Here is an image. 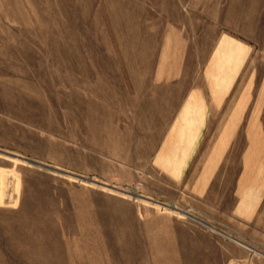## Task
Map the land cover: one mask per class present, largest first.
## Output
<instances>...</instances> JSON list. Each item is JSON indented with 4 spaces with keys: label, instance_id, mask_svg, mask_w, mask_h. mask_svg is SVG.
I'll return each instance as SVG.
<instances>
[{
    "label": "rangeland",
    "instance_id": "rangeland-1",
    "mask_svg": "<svg viewBox=\"0 0 264 264\" xmlns=\"http://www.w3.org/2000/svg\"><path fill=\"white\" fill-rule=\"evenodd\" d=\"M223 35L236 84L169 144L158 81L204 86ZM0 149V264H264V199L236 209L264 179V0H0Z\"/></svg>",
    "mask_w": 264,
    "mask_h": 264
},
{
    "label": "crops",
    "instance_id": "crops-1",
    "mask_svg": "<svg viewBox=\"0 0 264 264\" xmlns=\"http://www.w3.org/2000/svg\"><path fill=\"white\" fill-rule=\"evenodd\" d=\"M225 37L231 39L233 38L241 42L240 40L228 35H223L219 38L204 69V86H194L187 90L184 88L185 90L183 91V93L179 92V94H176V91L180 90V88L182 87V81L180 79L181 72L175 73L176 75H173L172 77H166L164 75V79L158 81V83H172L171 88L174 91L172 97L182 98L179 103V109L176 111V115L170 127V129L173 131V142L169 144L183 147L195 146L200 138L201 130L205 128L207 114L210 113L209 105L207 104L209 99H211V102H213L214 99L215 103L221 102L222 99H224V97L227 96L228 92L233 88L234 84H236V81L240 75L242 65L244 63V44L241 42V53L230 60V58H228V55H223L222 57L220 55L221 53H219L222 40ZM229 49H231L230 45ZM225 72L227 73V75H225ZM195 107L199 109L201 116L198 119V123L194 127L195 130H197L195 134L196 140L195 142L190 143L187 140V136L185 134L182 137L183 130L187 128L186 121L183 120L182 114L186 111L188 112L189 110L191 113L192 111L194 112ZM164 144L166 145L168 143ZM191 154V149L188 148V152L186 154L180 153L179 157H186L185 159L187 161V157H190ZM251 169V167L244 169L242 177L244 183L249 177L248 176L246 178V176L248 175L247 172ZM261 176L262 174L254 177L256 178V180L253 182L252 186H246L242 183L237 189L238 201L236 209L238 212H245L250 210L254 213L261 207V204L263 202L262 200L264 199V179Z\"/></svg>",
    "mask_w": 264,
    "mask_h": 264
},
{
    "label": "water",
    "instance_id": "water-1",
    "mask_svg": "<svg viewBox=\"0 0 264 264\" xmlns=\"http://www.w3.org/2000/svg\"><path fill=\"white\" fill-rule=\"evenodd\" d=\"M0 154H2V155H6V156H10V157H17V155H15V154H12V153H8V152H6V151H3V150H1L0 149ZM23 160H26V161H28L29 163H32V164H34V165H38V166H41V167H43V168H45V169H48V170H51V171H57V172H60V173H66V171H63V170H61V169H59V168H56V167H54V166H50V165H47V164H44V163H41V162H38V161H36V160H34V159H26V158H23ZM87 180H89V181H93V179H91V178H87ZM171 208H175L174 206H170Z\"/></svg>",
    "mask_w": 264,
    "mask_h": 264
}]
</instances>
